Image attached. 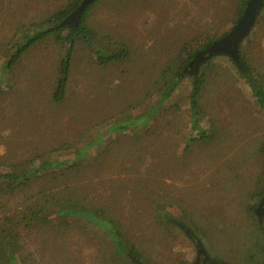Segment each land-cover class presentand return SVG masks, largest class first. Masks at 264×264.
<instances>
[{
  "label": "rangeland",
  "instance_id": "1",
  "mask_svg": "<svg viewBox=\"0 0 264 264\" xmlns=\"http://www.w3.org/2000/svg\"><path fill=\"white\" fill-rule=\"evenodd\" d=\"M68 1L70 0H0V48L14 35L18 26L47 18ZM235 2L236 0L98 1L89 17V24L100 36L93 46H79L74 50L62 104H50L47 91L51 90L50 79L56 77V67L63 59L65 50L60 52L52 41H44L26 52L13 68L4 71L6 62L18 45L16 42L9 54H0V160L25 161L35 154H47V147L63 141H73L78 145L81 138L87 142L99 141L88 159L99 153L120 133L111 129L132 116L131 112L119 115L121 111L138 101L142 106H149L150 102L142 100V91L149 85L146 75L155 74L157 69L141 75L142 69L137 70L136 66L139 63L143 65L144 59L145 65L158 64L162 61L159 59L164 60L169 55H174L186 42L189 44L185 51L191 53L202 47L207 39L219 38L228 33L236 24L232 15ZM101 34L112 37L113 41ZM120 35L125 40H131L129 47L132 54L129 60L114 64L108 58L95 55L96 50L119 53L121 49L113 42H120ZM240 51L242 59L264 86V70L259 67V64H264V7L242 41ZM219 63H216L215 71L209 75L204 101L205 107L211 110L209 118L218 119L217 136L214 145L206 149L197 148L191 156L198 162H204L199 168L203 170L200 176L209 186L202 183L195 190L188 186V190L195 192L194 198L187 194V190L184 192L183 187L187 184L179 182V176L175 175L173 180L165 181L166 186L162 188L166 190L162 191L166 192L172 205L168 211L176 219V224L165 223L162 211L156 207L153 208L151 218L135 222L133 226L137 234L134 237L130 235L145 252V264H178L180 261L193 264L197 257L196 242L212 260L227 264L259 263L260 257L254 259L248 250L258 232L254 219L246 213V206L254 205L255 201L250 199V193L255 189L256 183L263 181L260 185L264 186V157L253 149V154L249 157L244 154L234 158L233 146L239 141L242 146L245 143L253 144L259 139L264 140V112L258 111L254 100L248 98L245 87L235 81L232 69L223 62ZM178 66L179 63L175 69ZM111 79H120L122 87L114 84L105 86V82ZM188 89V79L185 78L168 101L169 104L179 106L180 121L184 124L189 117ZM111 116L116 117L111 119ZM180 130L178 142L182 146L188 137L187 124ZM137 133L126 131L128 135ZM220 153L221 160L218 156ZM60 155L63 157L65 153ZM231 157L236 162L238 159L242 160L241 165H236L240 166L235 171L237 174L224 167V163ZM199 165L200 163L196 167ZM112 168L107 171V175L116 170L114 163ZM115 177L118 175H109L112 180ZM162 191L158 189L159 195ZM93 192L100 195L98 188ZM181 198L183 204L178 202ZM127 201L114 199L108 201L107 205L132 204L130 201L126 203ZM137 205L133 204L134 207ZM148 208L149 204L141 211L148 214ZM184 211L193 217L198 228L195 229L188 222ZM49 215L51 212L44 214L41 221L43 224L49 222ZM92 233L96 235L92 237L89 234L97 244L94 248L101 250L103 243L104 246L107 245L106 237L102 233ZM189 237L194 238L195 244ZM8 246L9 241L0 243L1 255H8ZM79 251V258L82 260L80 264H90L94 260L92 254L96 253H84L81 249ZM110 253L109 251L108 254ZM102 254L104 260L101 264H107L109 258L105 253ZM114 261L115 264H132L119 258Z\"/></svg>",
  "mask_w": 264,
  "mask_h": 264
},
{
  "label": "trees",
  "instance_id": "2",
  "mask_svg": "<svg viewBox=\"0 0 264 264\" xmlns=\"http://www.w3.org/2000/svg\"><path fill=\"white\" fill-rule=\"evenodd\" d=\"M83 1L85 0H70L47 18L18 26L14 35L0 48V54L6 55L18 42L4 71L13 68L26 52L44 41H52L60 52L65 50L63 59L56 67V77L50 79L51 90L47 91L50 104L53 105L64 101L74 50L79 46H93L100 36L89 24L91 12L100 0L86 4L77 18L69 19ZM247 1L236 0L232 8L235 23L242 16ZM226 34L207 39L202 47L191 53L185 51L189 44L186 42L174 55H169L164 60L159 59L162 61L158 64L145 65V59L143 65L139 63L136 69H142L141 75L157 69L155 74L146 75L149 85L142 91V100L150 102L149 106H142L138 101L121 111L119 115L131 112L132 116L126 122L117 124L116 128L109 127L120 133L90 159L88 156L99 141L87 142L81 138L78 145L73 141H63L47 147V154H35L25 161L0 160V243L9 241L8 255L0 253V264H80V249L84 253H96L92 254L94 260L90 264H101L104 260L102 252L109 258L107 264H115V258L132 264H145V252L131 239L137 234L133 225L137 221L143 222L144 219L151 218L153 208L156 207L162 211L165 223L176 224V219L168 211L172 205L166 192H163L166 190L162 188L166 186L165 181L173 180L175 175L179 176V182L187 184L183 187L184 192L187 190V194L194 198L195 192L188 189H198L202 183L207 185L206 180H202L200 176L203 170L199 169L204 162H198L191 156L197 148L206 149L214 145L217 136L218 119L209 118L211 110L204 103L209 75L215 71L216 63L223 62L232 69L230 71L235 81L245 87L248 98L254 100L258 111L264 112V86L242 59V42L237 62L223 54L205 56L204 60L197 58L212 42ZM102 36L113 41L112 37ZM119 40L120 42H113L121 49L119 53L96 50L95 55L108 58L114 64L129 60L132 54L129 47L131 40H125L122 35ZM178 63L179 66L175 69ZM202 66L205 68L202 69ZM259 67L264 70V64H259ZM185 78L189 83V117L184 124L180 121L179 106L169 104L168 101ZM120 81L111 79L105 82V86L114 84L122 87ZM106 97L105 94L104 98ZM186 124L188 137L185 138V145L180 146V128ZM127 130L138 133L128 135ZM259 140L255 144L245 143L242 146L240 141L235 143L234 158L244 154L249 157L253 154V149L264 157V140ZM60 153L65 155L61 157ZM218 156L221 160V153ZM232 157L225 161L224 167L236 173L240 167L236 165H241L242 160L238 159L236 162ZM113 163L116 170L109 175L117 174L118 177L112 180L107 171L113 169ZM260 183L263 181L256 183L255 189L250 193V199L255 202L254 205L246 206V213L254 219L258 232L248 250L254 259L260 257L258 264H264V234L255 213L264 198V186ZM96 188L100 195L93 192ZM158 189L163 190L160 195ZM182 198L178 199L180 204L184 203L181 202ZM114 199L120 202L127 199L132 204L107 205L108 201ZM135 203L138 204L137 207L133 206ZM148 204L149 213L146 214L141 210ZM131 211H134L133 214H129ZM46 212H51V215L47 216L49 222L43 224L41 221ZM184 216L195 229L198 228L190 214L184 211ZM92 231L106 237L107 245H100L101 250L94 248L97 244L90 235H96ZM214 262L227 264L216 259ZM178 264L186 263L180 261Z\"/></svg>",
  "mask_w": 264,
  "mask_h": 264
},
{
  "label": "water",
  "instance_id": "3",
  "mask_svg": "<svg viewBox=\"0 0 264 264\" xmlns=\"http://www.w3.org/2000/svg\"><path fill=\"white\" fill-rule=\"evenodd\" d=\"M94 0H85L80 5L79 9L69 17V19L77 18L78 14L81 12L82 8L88 4L93 2ZM264 7V0H248L244 12L238 22L234 25V27L223 37L218 39L217 41L212 42L208 48L197 55V58L201 57L202 60L205 59V56L211 55H228L235 62L238 61V51L240 43L247 37L250 32L253 24L255 23L256 17L259 12ZM201 62L198 61L199 64ZM259 223L263 229L264 234V198L261 201L259 207L255 211ZM194 243V238L189 237ZM195 244V243H194ZM201 245L196 242V261L193 264H217L214 260L210 259V257L206 256V254L202 251Z\"/></svg>",
  "mask_w": 264,
  "mask_h": 264
},
{
  "label": "flooded vegetation",
  "instance_id": "4",
  "mask_svg": "<svg viewBox=\"0 0 264 264\" xmlns=\"http://www.w3.org/2000/svg\"><path fill=\"white\" fill-rule=\"evenodd\" d=\"M71 21H68V23H70ZM71 24V23H70Z\"/></svg>",
  "mask_w": 264,
  "mask_h": 264
}]
</instances>
